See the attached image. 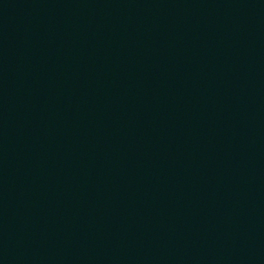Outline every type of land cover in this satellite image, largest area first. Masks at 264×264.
Here are the masks:
<instances>
[{
  "label": "water",
  "instance_id": "obj_1",
  "mask_svg": "<svg viewBox=\"0 0 264 264\" xmlns=\"http://www.w3.org/2000/svg\"><path fill=\"white\" fill-rule=\"evenodd\" d=\"M0 264H264V0H0Z\"/></svg>",
  "mask_w": 264,
  "mask_h": 264
}]
</instances>
